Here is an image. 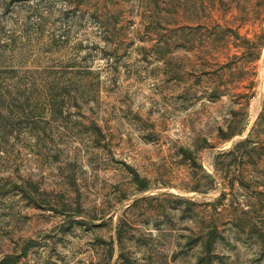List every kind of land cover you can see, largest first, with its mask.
I'll return each mask as SVG.
<instances>
[{
  "label": "rangeland",
  "instance_id": "1",
  "mask_svg": "<svg viewBox=\"0 0 264 264\" xmlns=\"http://www.w3.org/2000/svg\"><path fill=\"white\" fill-rule=\"evenodd\" d=\"M0 264H264V0H0Z\"/></svg>",
  "mask_w": 264,
  "mask_h": 264
}]
</instances>
